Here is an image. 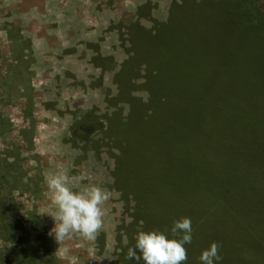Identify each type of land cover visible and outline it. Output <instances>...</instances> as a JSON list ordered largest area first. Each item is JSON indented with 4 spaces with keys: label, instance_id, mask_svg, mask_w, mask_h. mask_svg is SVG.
<instances>
[{
    "label": "rangeland",
    "instance_id": "1",
    "mask_svg": "<svg viewBox=\"0 0 264 264\" xmlns=\"http://www.w3.org/2000/svg\"><path fill=\"white\" fill-rule=\"evenodd\" d=\"M241 1L256 8L264 18V0ZM170 3L171 0H0V124L6 127L1 129L0 157L10 153L8 160L15 161L12 174L0 179V185L2 193L8 192L11 199L10 210L18 209V217L26 210L37 212L41 223L35 221V225L46 237L38 242L52 250H39L37 260L30 264L122 263L117 253L120 242H127L133 201L124 200L115 184L117 163L113 154L119 149L110 145L103 131L94 133L88 144L72 141L70 126L73 112L78 109L91 110L106 124L117 110L122 118L127 116L130 104L109 103L118 94L114 74L132 55L126 28L120 31L119 24L125 26L137 20L149 28L152 21L138 16V8L149 4L148 13L165 20ZM230 17L205 8L194 17L204 29L202 36L209 52L206 60L198 62L191 54L187 56L192 69L187 73V88L197 95V89L207 85L214 112L188 115L204 133L219 139L225 136L219 141L226 146L245 147L248 157L259 151L264 155V38L238 34L227 22ZM198 63L204 65L200 73L196 71L200 68ZM106 66L109 68H103ZM143 81L142 77L134 79L133 94L146 100ZM29 96L31 104L27 106ZM219 104L226 109L218 112ZM24 128L31 129L30 139L21 131ZM61 169L67 171L70 183L77 189L96 184L112 193L103 205L104 227L95 240L77 234L59 244L49 235L54 220L46 213L40 215L53 210L44 177ZM226 187L221 190L226 196L236 192L233 187ZM37 188L39 194H35ZM242 200L244 203L231 198L225 204L235 205V216L240 222L259 228L257 217L253 218V213L257 215L263 209L259 199L245 196ZM210 211L215 212L217 226L203 239L195 231L192 242L186 245L192 252L186 264H200L199 256L213 242L221 246L223 259L219 264H240L241 249L249 252L244 238H248L247 231L241 233L239 221L224 217L221 208ZM217 214L224 221L232 220L236 231L231 223L218 221ZM24 225L31 237L39 234L27 221ZM10 244L0 237V264H11L4 259L8 248L14 245Z\"/></svg>",
    "mask_w": 264,
    "mask_h": 264
},
{
    "label": "trees",
    "instance_id": "2",
    "mask_svg": "<svg viewBox=\"0 0 264 264\" xmlns=\"http://www.w3.org/2000/svg\"><path fill=\"white\" fill-rule=\"evenodd\" d=\"M148 8L149 4L140 6L138 16L151 20V27L146 28L137 20L125 26L122 22L119 24L120 31L126 28L132 55L114 74L118 94L110 98L109 103L130 104L129 113L122 118L117 110L118 114L114 112L106 124L91 110L78 109L73 112L70 126L72 141L88 144L94 133L103 131L110 145L119 149V153L113 154L117 163L114 180L122 198L133 201V209L127 245L120 242L117 259L121 264L134 260H128L126 254L127 248L135 243L138 231L158 229L170 234L174 221L182 217L191 219L193 235L197 231L198 237L206 238L217 226L215 212L210 210L221 208L224 217L236 221L235 205L225 203L231 198L244 203L242 197L247 196L259 199L263 209L257 215L253 213L259 228L238 220L241 233L247 231L248 238L246 235L244 238L249 243V252L242 248L239 260L240 264H264V155L259 151L248 157L245 147L226 146L219 141L225 136L219 139L195 127L188 112H214L210 88L204 84L194 95L186 83L187 73L192 70L187 56L191 54L197 62L208 58V43L202 36L204 29L194 19L201 8L230 15L227 22L232 29L254 38H264V18L256 8L241 0H171L165 20L153 18ZM194 41L198 43L196 47ZM108 60L110 62L111 58ZM198 65L200 68L196 71L200 73L204 65ZM138 77L144 80L141 85L146 90V100L133 94L134 79ZM30 104L29 96L27 106ZM222 108L226 109L225 105L219 104L218 112H222ZM29 117L33 124L30 114ZM0 125L2 135L5 125ZM21 131L30 139V128ZM9 156L7 153L5 158L0 157V179L12 174L15 161L8 160ZM11 185H15L12 180ZM226 185L236 192L223 194L221 190ZM37 193H40L39 188L35 190ZM8 201H11L8 192L2 193L0 185V237L14 244L6 251L4 259L11 264H30L37 260L39 250L45 253L52 250L38 242L39 238L42 241L46 237L40 235L41 227L35 225L41 223L37 212L26 210L18 217V209L11 211L13 207L8 206ZM217 217L218 221L231 223L236 231L232 220L224 221L226 219L219 214ZM25 221L39 234L31 237ZM191 253L187 249L188 256Z\"/></svg>",
    "mask_w": 264,
    "mask_h": 264
},
{
    "label": "clouds",
    "instance_id": "3",
    "mask_svg": "<svg viewBox=\"0 0 264 264\" xmlns=\"http://www.w3.org/2000/svg\"><path fill=\"white\" fill-rule=\"evenodd\" d=\"M45 184L50 193L52 211H43L54 220L49 235L60 244L73 235L87 240H95L104 227L103 205L112 193L96 184L75 188L66 170L45 174ZM192 223L189 217L174 221L170 234L158 230H141L134 237L135 243L127 248L126 258L137 264H186L188 259L186 245L193 239ZM127 245V242H125ZM221 246L213 242L199 256L200 264H219L223 257Z\"/></svg>",
    "mask_w": 264,
    "mask_h": 264
}]
</instances>
